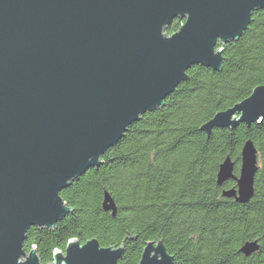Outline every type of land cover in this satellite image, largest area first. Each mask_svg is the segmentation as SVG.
<instances>
[{
  "label": "water",
  "instance_id": "water-1",
  "mask_svg": "<svg viewBox=\"0 0 264 264\" xmlns=\"http://www.w3.org/2000/svg\"><path fill=\"white\" fill-rule=\"evenodd\" d=\"M264 0H0V264H44L25 241L32 226L54 228L73 208L63 189L148 111L165 105L196 64L223 69V45L238 40ZM176 18L185 19L169 33ZM264 116V83L202 129L251 125ZM221 163L223 195H255L258 150L242 149L240 173ZM106 211L117 204L106 190ZM259 240L247 241L249 256ZM125 245L72 238L47 264H118ZM139 264H175L163 239Z\"/></svg>",
  "mask_w": 264,
  "mask_h": 264
},
{
  "label": "trees",
  "instance_id": "trees-1",
  "mask_svg": "<svg viewBox=\"0 0 264 264\" xmlns=\"http://www.w3.org/2000/svg\"><path fill=\"white\" fill-rule=\"evenodd\" d=\"M185 19L176 18L169 33ZM221 71L196 64L165 100L142 115L120 141L61 194L73 210L54 228L32 226L27 251L37 248L44 264L72 238H97L104 246L125 245L118 264H139L148 241L163 239L175 264H264V116L251 125L202 126L219 111L248 97L264 83V9L238 40L223 45ZM252 139L258 150L255 195L240 203L223 195L236 181L218 183L228 155L240 173L242 149ZM108 191L117 214L106 211ZM259 240L247 256L241 247Z\"/></svg>",
  "mask_w": 264,
  "mask_h": 264
}]
</instances>
